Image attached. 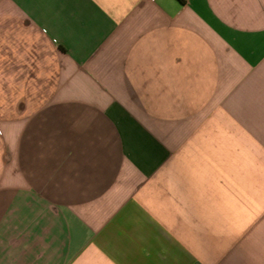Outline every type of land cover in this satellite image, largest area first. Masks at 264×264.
Here are the masks:
<instances>
[{
	"label": "crops",
	"instance_id": "1",
	"mask_svg": "<svg viewBox=\"0 0 264 264\" xmlns=\"http://www.w3.org/2000/svg\"><path fill=\"white\" fill-rule=\"evenodd\" d=\"M0 264H264V0H0Z\"/></svg>",
	"mask_w": 264,
	"mask_h": 264
}]
</instances>
